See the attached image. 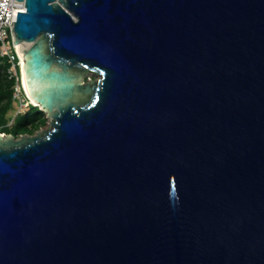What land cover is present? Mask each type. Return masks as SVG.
<instances>
[{
  "label": "water",
  "instance_id": "95a60500",
  "mask_svg": "<svg viewBox=\"0 0 264 264\" xmlns=\"http://www.w3.org/2000/svg\"><path fill=\"white\" fill-rule=\"evenodd\" d=\"M19 1L0 264H264V0Z\"/></svg>",
  "mask_w": 264,
  "mask_h": 264
},
{
  "label": "trees",
  "instance_id": "16d2710c",
  "mask_svg": "<svg viewBox=\"0 0 264 264\" xmlns=\"http://www.w3.org/2000/svg\"><path fill=\"white\" fill-rule=\"evenodd\" d=\"M8 66V62H0V132H11L16 136L34 133L47 124V114L39 104L34 103L17 112L14 97L16 78L9 76Z\"/></svg>",
  "mask_w": 264,
  "mask_h": 264
},
{
  "label": "built area",
  "instance_id": "2783aa9c",
  "mask_svg": "<svg viewBox=\"0 0 264 264\" xmlns=\"http://www.w3.org/2000/svg\"><path fill=\"white\" fill-rule=\"evenodd\" d=\"M25 3L19 0H0V62H8L7 72L10 77L16 78L14 97L17 100V112L34 103L23 84L22 58L19 56L15 45L13 20L17 19L18 10H24ZM35 104V103H34ZM5 133V132H3Z\"/></svg>",
  "mask_w": 264,
  "mask_h": 264
},
{
  "label": "rangeland",
  "instance_id": "374dc122",
  "mask_svg": "<svg viewBox=\"0 0 264 264\" xmlns=\"http://www.w3.org/2000/svg\"><path fill=\"white\" fill-rule=\"evenodd\" d=\"M97 74L93 73V72H88L86 75H85V81H88L89 79L91 78H97ZM91 77V78H90ZM26 108V107H25ZM49 126V122H47V124H45L44 126H42L40 129L36 130L34 133H37V131L41 130L42 128H46ZM19 136V135H18Z\"/></svg>",
  "mask_w": 264,
  "mask_h": 264
},
{
  "label": "bare ground",
  "instance_id": "6f19581e",
  "mask_svg": "<svg viewBox=\"0 0 264 264\" xmlns=\"http://www.w3.org/2000/svg\"><path fill=\"white\" fill-rule=\"evenodd\" d=\"M25 61V57H23L22 58V63ZM23 84H24V82H23ZM24 87H25V85H24ZM26 89V88H25ZM27 91V90H26ZM28 94V93H27ZM29 95V94H28ZM30 97V96H29ZM31 99V98H30ZM32 100V99H31ZM33 101V100H32ZM34 102V101H33ZM35 104H38V102H34Z\"/></svg>",
  "mask_w": 264,
  "mask_h": 264
}]
</instances>
